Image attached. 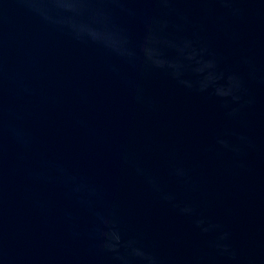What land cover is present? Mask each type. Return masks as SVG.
<instances>
[{"label": "water", "instance_id": "95a60500", "mask_svg": "<svg viewBox=\"0 0 264 264\" xmlns=\"http://www.w3.org/2000/svg\"><path fill=\"white\" fill-rule=\"evenodd\" d=\"M0 264H264V0H0Z\"/></svg>", "mask_w": 264, "mask_h": 264}]
</instances>
